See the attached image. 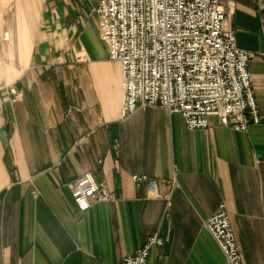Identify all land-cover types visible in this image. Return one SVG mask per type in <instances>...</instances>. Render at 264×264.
I'll use <instances>...</instances> for the list:
<instances>
[{"label": "crops", "instance_id": "obj_1", "mask_svg": "<svg viewBox=\"0 0 264 264\" xmlns=\"http://www.w3.org/2000/svg\"><path fill=\"white\" fill-rule=\"evenodd\" d=\"M222 3L238 45L257 53L263 123L247 131L217 117L192 130L155 105L124 116L99 0H0V264H119L155 234L147 264H228L204 224L221 204L244 264H264V0ZM86 172L111 199L83 212L73 189ZM176 172L170 199L133 181Z\"/></svg>", "mask_w": 264, "mask_h": 264}, {"label": "built area", "instance_id": "obj_2", "mask_svg": "<svg viewBox=\"0 0 264 264\" xmlns=\"http://www.w3.org/2000/svg\"><path fill=\"white\" fill-rule=\"evenodd\" d=\"M222 2L99 0L100 37L109 46L110 60L121 64L124 116L155 105L181 114L192 130L207 129L211 117L239 131L263 123L249 69L257 53L238 45ZM7 88L18 96L16 85ZM133 181L163 199L181 189L177 172L168 180L135 174ZM73 198L85 212L111 194L105 182L86 172L76 180ZM204 224L227 263L244 264L227 206L221 204ZM162 244L158 234L152 235L119 264H147L153 248Z\"/></svg>", "mask_w": 264, "mask_h": 264}, {"label": "rangeland", "instance_id": "obj_3", "mask_svg": "<svg viewBox=\"0 0 264 264\" xmlns=\"http://www.w3.org/2000/svg\"><path fill=\"white\" fill-rule=\"evenodd\" d=\"M6 35H8V37H9V40H8V41H10V37H11V36H10V33L7 32V33H5V34L2 36V39H1V41L4 42V43L8 42V41H4V37H5Z\"/></svg>", "mask_w": 264, "mask_h": 264}]
</instances>
